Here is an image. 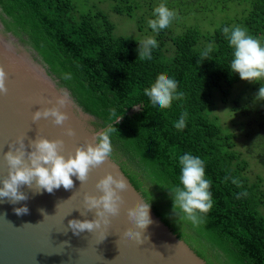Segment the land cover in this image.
Segmentation results:
<instances>
[{
	"label": "trees",
	"instance_id": "obj_1",
	"mask_svg": "<svg viewBox=\"0 0 264 264\" xmlns=\"http://www.w3.org/2000/svg\"><path fill=\"white\" fill-rule=\"evenodd\" d=\"M111 3L112 11L136 18L135 39L117 34L106 12L83 11L74 0H0V32L32 53L97 130L117 129L111 158L197 255L208 264H264V99L256 96L264 79L248 82L231 71L233 48L223 32L241 26L264 44V0ZM162 3L175 18L154 32L148 20ZM138 30L157 41L151 59L138 57ZM161 73L183 93L163 110L144 94ZM216 90L230 104L235 131L209 112ZM185 112L186 127L178 130ZM186 153L204 161L211 182L213 207L196 225L174 209L169 192L182 187L179 157Z\"/></svg>",
	"mask_w": 264,
	"mask_h": 264
},
{
	"label": "water",
	"instance_id": "obj_2",
	"mask_svg": "<svg viewBox=\"0 0 264 264\" xmlns=\"http://www.w3.org/2000/svg\"><path fill=\"white\" fill-rule=\"evenodd\" d=\"M0 66L7 73L8 89L7 94H0V181L9 171L3 152L10 150L9 145L18 146L20 139L24 140L27 152L32 150L28 147L29 141L36 137L62 140L61 154L67 157L69 153L74 154L76 147L93 142L94 134L103 130L91 125L92 116L74 102L68 90L57 84L31 52L2 32ZM63 94L69 100L60 109L68 115L63 125L54 124L51 117L33 122L34 112L58 107L57 98ZM69 128L74 135L67 134ZM107 173L118 174L128 184L120 193L122 203L118 215L109 217L110 223L94 232L85 230L74 234L68 227L70 220L96 218L95 210L81 215L85 211L84 196L101 195L96 183ZM72 180L71 189L61 186L52 193L45 190L37 193L22 185L19 190L28 199L15 204L0 198V264H208L151 207L152 223L142 233L143 243L124 235L128 228L137 230L129 221L127 210L147 202L111 156L92 168L85 182L81 183L75 176ZM23 206H27L28 212L17 215L14 209ZM41 209L47 214L43 215Z\"/></svg>",
	"mask_w": 264,
	"mask_h": 264
},
{
	"label": "clouds",
	"instance_id": "obj_3",
	"mask_svg": "<svg viewBox=\"0 0 264 264\" xmlns=\"http://www.w3.org/2000/svg\"><path fill=\"white\" fill-rule=\"evenodd\" d=\"M154 19L148 20L149 27L155 32L167 28L175 18V12L170 10L165 4H160L154 8ZM230 47L233 48V59L230 69L238 74L241 80L252 82L264 79V44L257 38L248 34L247 29L241 26L233 28L224 27ZM157 47L154 38H147L139 43L138 57L140 59H151V49ZM212 51L209 45L202 55L207 56ZM65 78H70L67 75ZM7 73L3 66H0V94H7L6 86ZM144 94L149 97L153 106L160 109L171 107L173 100L182 98L183 93L177 92V82L167 74H158L150 87L144 89ZM264 99V85H261L257 95ZM57 106L45 108L33 113V122L41 118H53V123L63 125L68 119L66 112L61 111L69 104L67 94L57 98ZM187 113L181 114L174 127L182 130L186 127ZM117 129L110 125L102 131L94 134L93 142L75 148L74 154L69 153L67 157L62 155L64 142L62 140H49L44 137H36L30 140L28 147L32 150H25L24 140L17 141L18 146L9 145L10 150L3 152V157L7 161L9 171L6 178L0 181V198H7L9 202L15 204L26 201L28 196L19 189L22 185H27L34 192L45 190L52 193L54 189L63 186L66 190L73 187L72 177L75 176L81 183L88 179V174L92 168L104 163L112 153L110 133ZM69 136L74 135L71 128L67 129ZM27 157V159H25ZM181 174L180 185L169 190L172 193L173 206L179 208L184 214V218L193 225L199 224L202 220L200 214L207 213L213 207V200L210 189V181L205 178L204 161L190 153L179 157ZM35 181V184H33ZM233 183H238L233 179ZM35 186V187H34ZM96 188L102 193L99 196L85 195V211L95 210L96 218L93 220H70L68 227L76 235L85 230L94 232L102 225L110 223L109 217L119 213L122 203L120 193L128 188L126 180L118 174L114 176L107 173L96 183ZM247 193H240L246 196ZM17 215L28 212L27 206L14 209ZM43 215L47 214L43 209ZM150 203H140L127 210V216L135 229L128 228L124 235L142 244V233L152 223L149 216ZM106 237V236H105ZM104 237V239H105ZM103 241V240H102ZM181 242V241H180ZM179 242V243H180ZM67 244V241L64 242ZM178 243V244H179Z\"/></svg>",
	"mask_w": 264,
	"mask_h": 264
},
{
	"label": "rangeland",
	"instance_id": "obj_4",
	"mask_svg": "<svg viewBox=\"0 0 264 264\" xmlns=\"http://www.w3.org/2000/svg\"><path fill=\"white\" fill-rule=\"evenodd\" d=\"M74 2L83 11L102 10L106 12L110 19L115 23L117 34L127 35L135 39L136 29L138 26L136 18L112 11L111 0H74ZM137 32L142 41L147 38H151V32L149 30L143 32H139L138 30ZM215 94L216 101L209 109L210 114L218 116L219 121L227 131H235L238 124L233 121H227L229 117H233L230 111V104L223 102L217 90L215 91Z\"/></svg>",
	"mask_w": 264,
	"mask_h": 264
}]
</instances>
